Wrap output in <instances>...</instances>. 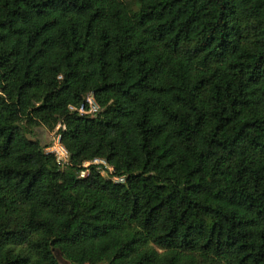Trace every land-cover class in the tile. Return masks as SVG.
I'll return each instance as SVG.
<instances>
[{"label": "trees", "instance_id": "1", "mask_svg": "<svg viewBox=\"0 0 264 264\" xmlns=\"http://www.w3.org/2000/svg\"><path fill=\"white\" fill-rule=\"evenodd\" d=\"M135 1L0 0V264H264V0Z\"/></svg>", "mask_w": 264, "mask_h": 264}, {"label": "rangeland", "instance_id": "2", "mask_svg": "<svg viewBox=\"0 0 264 264\" xmlns=\"http://www.w3.org/2000/svg\"><path fill=\"white\" fill-rule=\"evenodd\" d=\"M132 7H136L135 0H127ZM59 125L55 126L53 129H49L42 124L27 126L26 134L29 138L37 139L41 145L43 146L44 150L49 151L50 148L56 144L57 140V128ZM105 165L103 162H99ZM61 166L63 165L62 161L60 162ZM107 166V165H106ZM111 171V168L107 166L106 168H101V173L104 175H108ZM114 177V176H113ZM119 179V177H117ZM60 262L63 264H72L68 259H65L59 252H55ZM84 264H105V261H98L95 263L86 262Z\"/></svg>", "mask_w": 264, "mask_h": 264}, {"label": "built area", "instance_id": "3", "mask_svg": "<svg viewBox=\"0 0 264 264\" xmlns=\"http://www.w3.org/2000/svg\"><path fill=\"white\" fill-rule=\"evenodd\" d=\"M69 108L70 109H76L81 114L85 113V114L93 115L98 110V105L95 102L92 93L88 92L85 95L83 102L80 103V105H78V106L69 105ZM47 152H52L55 155L56 161L59 163L61 161H62V163L68 162V153H67L66 149L64 148V146L59 141V134L57 135L56 144L53 145L50 148V150ZM89 162H94V163L103 162V163H105V160L103 158L96 157L91 161H84L83 165L86 166ZM85 173H86V171L83 169L79 172V175L82 176ZM117 177H119V179H117ZM113 179L118 180V181H123V177H121V176H114Z\"/></svg>", "mask_w": 264, "mask_h": 264}]
</instances>
